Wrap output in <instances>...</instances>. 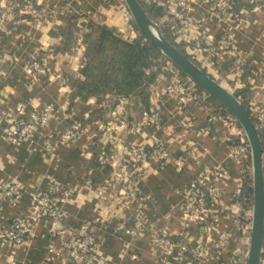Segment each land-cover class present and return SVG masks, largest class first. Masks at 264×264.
I'll return each mask as SVG.
<instances>
[{
  "label": "crops",
  "instance_id": "0c3cea01",
  "mask_svg": "<svg viewBox=\"0 0 264 264\" xmlns=\"http://www.w3.org/2000/svg\"><path fill=\"white\" fill-rule=\"evenodd\" d=\"M31 1L37 14L26 15L18 25L0 32V113L4 117L0 122V181L23 188L18 205L1 203L0 233L10 229L14 218L32 217L33 197L53 184L61 188L64 220L61 224L37 221L33 236L20 244L0 239V264H76L63 242L72 240V229L84 224L97 239L89 264H195L198 246L214 250L225 239L221 255L201 264H247L253 208L246 212L243 224L238 197L245 169L253 179V168L247 164L250 153L247 158L235 156L236 150L248 148L241 125L229 120L223 105L171 61L164 63L150 86L147 105L120 98L110 108L111 96L101 103L95 97L72 99L84 81V34L105 26L125 39H136L139 33L131 13L125 0ZM138 1L144 9L160 12L157 25L168 28L209 76L250 109L264 108V0H242L237 14L218 9L220 4L232 5L231 0H177L189 6V21L168 14V0ZM4 5L5 1L0 8ZM67 19L75 23L70 45L58 30L67 32ZM223 40L229 42L228 48ZM36 57L46 59V68L30 74L28 65ZM174 80L191 92L184 102L180 95L167 93ZM20 104L26 106L25 117L47 106L53 115L29 141L16 143L11 129ZM100 107L105 109L103 115L90 121ZM145 112L157 115L158 123H146ZM78 122L85 130L66 142L64 135ZM157 143L169 159L145 162L139 172L128 149L137 145L150 150ZM97 144L107 155L104 165L95 158ZM207 169L226 173L219 183L220 199L210 212L206 232L197 226L185 231L184 204L196 179ZM130 189L136 196H131ZM119 227L139 233L134 237ZM163 233L185 245V253L177 258L159 255L154 240Z\"/></svg>",
  "mask_w": 264,
  "mask_h": 264
},
{
  "label": "built area",
  "instance_id": "2783aa9c",
  "mask_svg": "<svg viewBox=\"0 0 264 264\" xmlns=\"http://www.w3.org/2000/svg\"><path fill=\"white\" fill-rule=\"evenodd\" d=\"M5 5L1 7L0 13V32H6L9 27L18 25L24 16H34L37 14V7L31 0L20 2L18 0H4ZM167 13L174 16L178 20L189 21L190 8L187 3L177 0H168L166 5ZM219 11L224 14L228 13L227 6L218 5ZM223 45L229 46L227 40H223ZM229 53H231L229 51ZM46 68V59L44 57L34 58L28 65V72L33 74L35 71H44ZM167 93L171 95H180L183 102L188 98L189 89L181 81H172L167 87ZM3 103V80L0 76V106ZM26 106L20 104L17 107V113L12 120L13 128L11 136L13 142L29 141L35 130L48 125L52 118V108L45 107L41 111L32 112L28 117H25ZM254 118L258 122V128L264 131V108L253 107L250 109ZM4 121V117L0 113V122ZM144 121L146 123H158L159 117L149 112L144 113ZM186 125V124H185ZM85 130V127L80 123L73 125L72 129L64 135V140L70 142ZM245 144V142H244ZM243 147L235 151V156L247 158L251 149ZM128 156L135 159L139 164L138 171H142V165L151 160H158L162 163L166 162L170 155L165 150L161 143H157L152 149L148 150L144 146L133 145L128 149ZM99 162L104 165L108 162L106 153L102 150L99 156ZM226 177L225 171L222 169H207L203 175L198 177L194 183L189 198L184 204L183 229L189 231L194 227H199L203 232L208 230L209 215L214 206L217 205L221 189L219 183ZM131 196H136L134 189L129 190ZM23 196V188L19 183L0 181V205L3 201L9 202L16 206L20 203ZM63 203V195L58 184L51 185L47 190L37 193L33 197L34 214L29 218L16 217L12 220L10 229L0 233L2 243L20 244L33 236L32 227L40 220H46L52 223L61 224L64 220L61 212ZM126 233L136 237L138 229H125ZM74 234L73 239L63 242V249L67 251L70 258L76 264H89L94 255L97 246V239L92 233L89 225L84 224L78 228L72 229ZM226 239L219 243L214 250L206 249L203 246H198L195 254V264L204 262H213L222 251L225 250ZM159 255L168 258H177L187 250L186 246L180 242H176L170 235L163 233L154 240ZM261 264H264L262 259Z\"/></svg>",
  "mask_w": 264,
  "mask_h": 264
},
{
  "label": "trees",
  "instance_id": "16d2710c",
  "mask_svg": "<svg viewBox=\"0 0 264 264\" xmlns=\"http://www.w3.org/2000/svg\"><path fill=\"white\" fill-rule=\"evenodd\" d=\"M18 1L24 2L25 0ZM231 2L232 5L227 7L228 12L237 14L243 5V1L231 0ZM144 10L149 18L151 20L153 19L157 24L156 20L160 12L156 9ZM67 20V32L64 33L60 28L58 30L62 33L61 35L63 37H66L67 45H70L71 41L74 40L75 23L74 19ZM134 27L138 31L139 36L133 40L125 39L116 29L105 26H97L93 31L84 34L83 44L85 52L84 63L81 69L84 81L77 92L72 95V99L77 96L85 100L90 97H95L101 103L105 97L111 96L114 100L110 108H113L120 98L134 99L143 105H147L149 88L156 81L164 63L170 61V59L154 43L142 35L135 24ZM160 29L167 41L176 46L199 67L198 63L186 53L183 45L176 43L175 38L168 28L161 26ZM203 71L206 73L205 70ZM181 72L186 75L182 70ZM197 86L201 91H204L198 84ZM236 97L239 101L241 100L240 97ZM210 98L213 101L220 102L213 96H210ZM240 102L251 116L264 147V131L258 128V122L252 115L250 107L245 102ZM223 107L228 114L229 120L240 126L236 117L225 106ZM104 112L105 109L100 107L93 113L90 121L96 119V117H101ZM94 151L95 158L99 162L101 149L98 144L95 146ZM251 159L250 157L247 163L248 165L252 164ZM99 165H101L100 162ZM238 201L242 210L241 221L243 224H246V212L253 208L254 203L253 179L248 169H245L244 172L243 188L238 197ZM262 259L264 260V246Z\"/></svg>",
  "mask_w": 264,
  "mask_h": 264
},
{
  "label": "water",
  "instance_id": "95a60500",
  "mask_svg": "<svg viewBox=\"0 0 264 264\" xmlns=\"http://www.w3.org/2000/svg\"><path fill=\"white\" fill-rule=\"evenodd\" d=\"M125 3L140 33L154 43L171 62L206 93L220 101L236 117L243 128L251 149L254 186L253 220L247 264H261L264 246V147L251 116L235 95L164 38L160 27L149 18L138 0H125Z\"/></svg>",
  "mask_w": 264,
  "mask_h": 264
},
{
  "label": "rangeland",
  "instance_id": "374dc122",
  "mask_svg": "<svg viewBox=\"0 0 264 264\" xmlns=\"http://www.w3.org/2000/svg\"><path fill=\"white\" fill-rule=\"evenodd\" d=\"M2 2H4V0H0V4H1ZM131 17H132V15H131ZM131 19H132L133 23L135 24V21H134L133 17H132ZM135 25H136V24H135ZM247 142H248V140H247ZM248 144H249V142H248ZM249 147H250V144H249ZM252 168H253V164L250 165V169H252ZM253 205H254V203H253Z\"/></svg>",
  "mask_w": 264,
  "mask_h": 264
}]
</instances>
